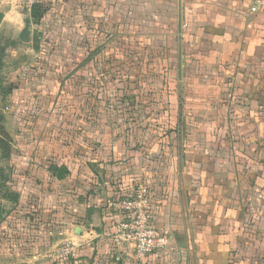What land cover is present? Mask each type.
<instances>
[{
    "label": "crops",
    "instance_id": "crops-1",
    "mask_svg": "<svg viewBox=\"0 0 264 264\" xmlns=\"http://www.w3.org/2000/svg\"><path fill=\"white\" fill-rule=\"evenodd\" d=\"M36 1L41 25L0 0V58L31 53L0 92L27 220L10 231L32 236L0 264H119L127 215L108 203L139 183L169 238L146 264H264V0ZM40 100L49 115L27 118ZM64 239L76 258L53 255Z\"/></svg>",
    "mask_w": 264,
    "mask_h": 264
},
{
    "label": "built area",
    "instance_id": "built-area-1",
    "mask_svg": "<svg viewBox=\"0 0 264 264\" xmlns=\"http://www.w3.org/2000/svg\"><path fill=\"white\" fill-rule=\"evenodd\" d=\"M36 0H13L14 9L20 14L29 16ZM253 8L252 11H256ZM149 204V192L143 183H139L131 198L117 202H109L108 207L127 217L119 222L117 230L112 237V243L116 251L115 261L119 264H146V259L160 251H163L169 238L151 225L147 205ZM124 246L133 247V256L125 259L121 253ZM53 255L62 259H74L78 249L71 239H64L58 244Z\"/></svg>",
    "mask_w": 264,
    "mask_h": 264
},
{
    "label": "trees",
    "instance_id": "trees-1",
    "mask_svg": "<svg viewBox=\"0 0 264 264\" xmlns=\"http://www.w3.org/2000/svg\"><path fill=\"white\" fill-rule=\"evenodd\" d=\"M46 13V12H45ZM45 13H40L38 11V7L35 4L33 7L31 14L29 15L31 23L36 25H41L42 20L45 16ZM37 49H39V46H37ZM0 81V85H1ZM4 114L2 110L0 109V160L3 162L8 160L12 155V145L11 140L7 132L4 128ZM58 171V175H55L54 173ZM53 173L54 177H57L58 179H62L67 174L66 170H56ZM13 182V173H11L4 167H0V229L2 225H4V231H0V250L3 249L4 245L11 244V241H19L22 238L25 239L27 237L32 236H26L22 234H18V232L12 233L10 230H16L18 227H22V222L25 221L24 216L22 215V209L17 208L20 201V195L18 192H14L11 188V183ZM9 205H13V208L9 209ZM18 219H22V221H15ZM14 223L16 225H12L11 223ZM9 229V230H8ZM33 237H35L33 235ZM4 252L9 251V248L6 246ZM2 253V251H0Z\"/></svg>",
    "mask_w": 264,
    "mask_h": 264
},
{
    "label": "rangeland",
    "instance_id": "rangeland-1",
    "mask_svg": "<svg viewBox=\"0 0 264 264\" xmlns=\"http://www.w3.org/2000/svg\"><path fill=\"white\" fill-rule=\"evenodd\" d=\"M10 45H11V43L8 44V47H7L8 51L6 53H2V56L0 58V81H1V83L7 84V85H9L11 83V76H10L11 72H15V70H17L16 68L19 69V68L28 67V65L31 61L30 59H28L29 56H31V53L29 52L28 47L23 46L21 44L19 47H16L15 45H12V46H10ZM0 55H1V50H0ZM2 94H3V92H0V109L2 110L3 114L6 113V115H7L10 112L8 110L9 108L5 109L6 106H8V105L1 103L2 102ZM75 97L76 96H74V98ZM41 101L42 100H40L38 102L34 101L33 103L28 102V104H27L28 106H26V108H27L26 117L27 118H30L32 120V119H36V117L38 115H45V116L49 115V112L51 111L52 108H50V106L48 107L49 104L46 103V105H45V103H43ZM35 103H37L38 105L37 106L34 105ZM45 106H47V108ZM54 109H58V110H56L57 111L56 114H58V116L61 112L63 113V110L61 111V108H54ZM19 110L21 111V109H18V111ZM71 112H72L71 108L66 109V113H65L66 116L68 114H71ZM10 123L12 124V119H11ZM53 126L56 130H58L59 127H60V129L63 128L59 124H54ZM4 128H5V126H4ZM121 130H123L124 132L127 131V126H123V128H121ZM11 145H13V142H11ZM4 165H5V163H3L2 160H0V167H4ZM15 221H22V219H18ZM25 221H27V220L25 219ZM11 224L13 226L16 225L13 222ZM3 227H5V226L2 225L1 228H3Z\"/></svg>",
    "mask_w": 264,
    "mask_h": 264
},
{
    "label": "water",
    "instance_id": "water-1",
    "mask_svg": "<svg viewBox=\"0 0 264 264\" xmlns=\"http://www.w3.org/2000/svg\"><path fill=\"white\" fill-rule=\"evenodd\" d=\"M29 36H30V30L29 28H26L20 36V39L24 42L27 43L29 41Z\"/></svg>",
    "mask_w": 264,
    "mask_h": 264
}]
</instances>
